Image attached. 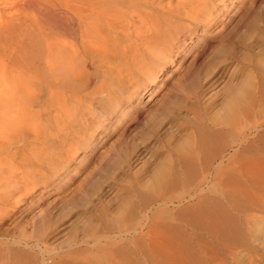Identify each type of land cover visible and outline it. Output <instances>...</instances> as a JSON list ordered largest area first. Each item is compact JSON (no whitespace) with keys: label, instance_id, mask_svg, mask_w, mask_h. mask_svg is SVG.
<instances>
[{"label":"bare ground","instance_id":"1","mask_svg":"<svg viewBox=\"0 0 264 264\" xmlns=\"http://www.w3.org/2000/svg\"><path fill=\"white\" fill-rule=\"evenodd\" d=\"M234 1L0 0V12H41L39 21L0 22V221L23 214L54 182L79 174L82 182L97 167L107 176L135 170L126 178L168 186L228 181L250 163L252 135L264 125V56L257 75L224 69L222 82L211 66L236 60L232 50L255 49L252 36L264 37V0ZM180 110L173 129L165 121ZM181 126L175 157L139 175L145 163L124 147L130 135L145 128L172 137ZM40 208L17 221L41 234L50 218ZM154 231L158 248L163 235ZM19 251L0 248V264L11 257L27 264ZM240 254L217 264H237ZM158 257L154 264H180L167 248Z\"/></svg>","mask_w":264,"mask_h":264},{"label":"rangeland","instance_id":"2","mask_svg":"<svg viewBox=\"0 0 264 264\" xmlns=\"http://www.w3.org/2000/svg\"><path fill=\"white\" fill-rule=\"evenodd\" d=\"M40 13L35 6L15 7L0 12V22L9 18L18 21L15 23L39 21ZM263 40L254 34L253 51L232 50L230 57L236 56V60L215 61L211 69L216 65V78L222 82L226 71L233 69L241 73L247 69L257 75L259 56H264ZM244 54L251 57L244 59ZM239 77V73L234 75V79ZM147 99L145 96L142 102ZM183 112H176L165 123L173 122L174 129L183 120ZM255 118L263 124L258 119L261 116ZM261 130L252 135L250 163L238 166L228 181L152 186L126 178L135 170L120 169L107 176L97 167L82 182L84 175L76 177L80 174L67 184L54 182L38 191L36 199L27 201L32 203L28 209L21 208L23 214L0 221V248L25 252L30 257L27 264H154L163 248L176 253L180 264H217L235 251L241 252L237 264H264V125ZM176 131L169 137L146 134L144 128L130 135L124 147L131 150L130 158L138 156L139 166L145 163L139 175H147L165 158L175 157L174 146L183 126ZM106 164L107 157L102 161L103 166ZM36 207L50 218L41 234L28 224L21 225L22 219L17 221ZM152 230L163 235L158 248L151 246L155 245ZM189 251L193 253L189 255ZM7 264L21 263L11 257Z\"/></svg>","mask_w":264,"mask_h":264}]
</instances>
